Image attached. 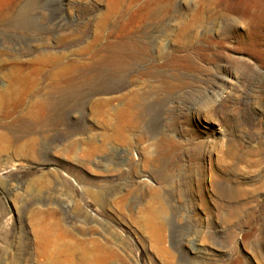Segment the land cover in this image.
Listing matches in <instances>:
<instances>
[{"label": "rangeland", "instance_id": "1", "mask_svg": "<svg viewBox=\"0 0 264 264\" xmlns=\"http://www.w3.org/2000/svg\"><path fill=\"white\" fill-rule=\"evenodd\" d=\"M0 264H264V0H0Z\"/></svg>", "mask_w": 264, "mask_h": 264}, {"label": "bare ground", "instance_id": "2", "mask_svg": "<svg viewBox=\"0 0 264 264\" xmlns=\"http://www.w3.org/2000/svg\"><path fill=\"white\" fill-rule=\"evenodd\" d=\"M127 35V34H126ZM139 45V44H138ZM118 50L121 52V60L123 61L126 56H132V51L136 48L137 43L132 39H123L118 43ZM140 48V47H139ZM137 50V48H136ZM127 51V52H126ZM140 51V50H139ZM119 53V52H118ZM127 54V55H126ZM135 55V54H134ZM113 62V61H112Z\"/></svg>", "mask_w": 264, "mask_h": 264}]
</instances>
